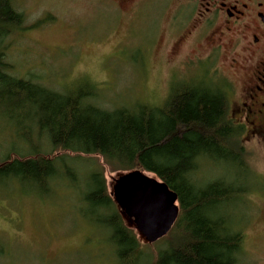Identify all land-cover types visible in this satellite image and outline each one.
Instances as JSON below:
<instances>
[{
  "label": "rangeland",
  "instance_id": "rangeland-1",
  "mask_svg": "<svg viewBox=\"0 0 264 264\" xmlns=\"http://www.w3.org/2000/svg\"><path fill=\"white\" fill-rule=\"evenodd\" d=\"M10 1L24 16V29L11 30L0 43L12 76L63 94L84 87L95 93L88 101L107 110L162 106L173 89L185 84L221 89L216 69L240 89V72L229 66L231 54L208 60L205 29L190 10L178 7V0ZM8 106L0 103V164L36 151L56 158L58 174L45 191L10 176L0 180V264H118L108 229L93 220L83 196L96 170L113 199L114 179L124 171L113 170L97 154L52 148L33 122L24 119L22 128ZM22 129L28 141L21 138ZM234 135L240 164L202 159L191 179L198 186L222 179L241 188L233 197L237 201L229 200L220 211L241 233L238 263L264 264V143L246 139L242 128ZM64 165L74 179L66 176ZM122 219L144 259L154 261L169 235L147 243Z\"/></svg>",
  "mask_w": 264,
  "mask_h": 264
},
{
  "label": "trees",
  "instance_id": "trees-1",
  "mask_svg": "<svg viewBox=\"0 0 264 264\" xmlns=\"http://www.w3.org/2000/svg\"><path fill=\"white\" fill-rule=\"evenodd\" d=\"M0 20V43L11 30L24 29L23 13L10 0H0ZM94 94L84 87L63 94L12 76L0 51V103L9 105L6 110L20 119L22 128L24 119L29 120L54 149L100 155L117 171L154 173L176 192L179 215L166 246L154 261H146L137 237L115 209L102 174L94 170L83 200L93 220L108 229L118 264H239L241 233L220 210L229 200L237 201L233 197L241 188L222 179L198 186L191 179L202 159L241 162L232 138L240 128L227 119L221 89L185 84L173 89L162 106L111 110L89 102ZM23 132L21 138L28 141ZM63 168L74 179L69 167ZM57 174L56 158L36 151L32 157L21 155L0 164V180L10 176L44 191Z\"/></svg>",
  "mask_w": 264,
  "mask_h": 264
},
{
  "label": "flooded vegetation",
  "instance_id": "flooded-vegetation-1",
  "mask_svg": "<svg viewBox=\"0 0 264 264\" xmlns=\"http://www.w3.org/2000/svg\"><path fill=\"white\" fill-rule=\"evenodd\" d=\"M114 2V1H113ZM196 25L204 28L208 60L231 54L229 66L239 70V90L233 79L216 69L228 102V120L244 136L264 143V0H178Z\"/></svg>",
  "mask_w": 264,
  "mask_h": 264
},
{
  "label": "water",
  "instance_id": "water-1",
  "mask_svg": "<svg viewBox=\"0 0 264 264\" xmlns=\"http://www.w3.org/2000/svg\"><path fill=\"white\" fill-rule=\"evenodd\" d=\"M122 215L147 243L169 233L179 215L178 197L163 180L142 170H131L114 179L111 192Z\"/></svg>",
  "mask_w": 264,
  "mask_h": 264
}]
</instances>
